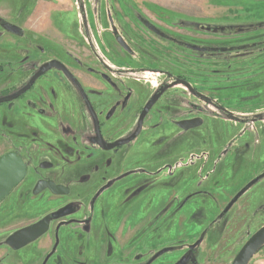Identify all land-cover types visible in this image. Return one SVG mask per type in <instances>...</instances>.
<instances>
[{
  "label": "flooded vegetation",
  "instance_id": "1",
  "mask_svg": "<svg viewBox=\"0 0 264 264\" xmlns=\"http://www.w3.org/2000/svg\"><path fill=\"white\" fill-rule=\"evenodd\" d=\"M79 1L82 48L102 67L95 74L86 71L89 85H83L81 69L72 66L76 65L77 55L70 50V42L76 37L71 39L62 30L51 34L45 31L43 35L44 38L49 35L47 39L53 40L55 46H38L42 50H55L60 57L34 64L33 75L18 86L9 85V76L24 73V57L13 63L8 54L0 55V157L13 153L26 166L24 179L0 202V264H155L169 252L179 254L172 264L179 261L197 264V251L204 243L205 231L212 226L216 230V223L239 204L238 198L227 210L233 198L220 209L227 197L216 194L219 163L230 155L232 142L253 135L247 126L257 132L264 123V55L260 56L264 54V33L246 31L236 23L253 19L240 0H226L239 7L226 10L225 22L189 20L195 28L179 27L174 22L171 29L149 20L133 0H100L95 11L89 0ZM123 1L135 7L140 18L130 13L123 15ZM260 6L262 10L264 4ZM115 15L121 21H116ZM254 18L263 19V11ZM91 19L95 20L98 37L83 30ZM20 23L0 12L4 34L23 37ZM127 23L134 26L131 35H124L121 30ZM8 26L15 27L18 33ZM61 33L66 37L63 41L58 39ZM254 33L256 37H247ZM108 41L114 45L109 46ZM196 54L199 58L193 57ZM116 56L140 62L136 66L125 61L114 66L107 63ZM52 63L61 67L44 71ZM218 63L225 68L218 69ZM170 64L175 68L170 69ZM50 73L55 78L53 84L38 83ZM218 73L225 75L227 83L218 85L212 77ZM207 74L210 77L203 78ZM234 74L243 80L231 81ZM154 76L159 82L155 87L149 86ZM250 78L257 79L250 81ZM63 79L68 85L61 82ZM247 83L249 86L254 83L251 88L256 92L255 99L260 94L263 98L244 106L235 97L242 98ZM143 84L148 86L144 92L138 87ZM25 108L32 114V123H26ZM169 137L178 142L179 149L173 150L156 170L131 168L125 162L118 172L107 173L102 168L99 186L93 190L73 191L62 183L65 168L82 167L98 160L110 169L115 159L124 155L129 158L136 152L147 155L163 149L169 144ZM36 155L38 161L34 163ZM106 155L107 161L103 159ZM41 156L51 160L45 163ZM258 161L259 156L256 164ZM144 177L161 179L157 180L160 184L165 178L174 181L170 191L164 189L157 194L161 204L155 209L149 206L148 191L147 195L129 192L132 183ZM90 178L85 176L84 183L88 184ZM48 184L61 187V193ZM202 195L214 205H206V210L217 207V214L213 213L218 216L207 227L194 222L186 229V223L195 216L194 202L203 200ZM190 203L194 205L191 210ZM250 205L251 202L239 205L230 219L248 220L253 213ZM39 223H47L48 227L33 242L21 247L8 242L16 233ZM171 232L174 235L163 238ZM186 235L197 239L186 244L179 239ZM87 239L95 251L104 252L107 260L84 263L85 251L80 240ZM173 240L176 243L163 246ZM166 249L170 250L152 261Z\"/></svg>",
  "mask_w": 264,
  "mask_h": 264
},
{
  "label": "rangeland",
  "instance_id": "2",
  "mask_svg": "<svg viewBox=\"0 0 264 264\" xmlns=\"http://www.w3.org/2000/svg\"><path fill=\"white\" fill-rule=\"evenodd\" d=\"M100 0H89V4L92 7V10H96V6L99 4ZM237 1V0H234ZM242 1L243 5H245L246 8H248L249 15H252L253 19H245L244 21L236 22L240 23V27L246 28V31L251 32H258V30L263 31L261 34L264 33V18L263 19H257L254 18L257 17V14L259 11H263L259 7H263L260 5L264 4V0H240ZM133 4L139 6L145 14L149 16V20L154 22H160V24L163 25L164 28H173L172 25L176 22L179 27L185 26L187 28H195L194 22H190L189 20H215L217 22H225L227 18H225L223 15L226 14V10L230 8H238V4L230 5V2L227 3L226 0H133ZM117 4V3H115ZM81 5L79 0H0V12L3 13L5 18H9L10 20L14 22L21 21L20 25L21 28L24 31L23 37H17L10 34H4L0 28V55L2 54H8L11 62H16L17 59H21L24 57L25 59V70L24 73L14 74V76H9V85L10 86H18L19 82H27L30 77L33 75L35 67L34 64H43L48 61H50L53 58H59L60 55H57V51L53 50H42L38 46L41 44L42 46H50L54 45L53 40L47 39L49 35H46L45 38L43 35H45V31L48 32V34H51V32L56 30H62V32H67L72 39L71 36L76 37L75 40H73L71 43L70 50H73L74 54H76L77 59L74 60V63L76 65H72L75 68L81 69V75L84 76V80H82L83 85H89L87 84V70L88 72H93L92 74H95L94 72L98 73L99 70L102 69L100 64L97 62V60L92 56L86 55L87 50L82 48L81 45V33L80 30H82V16L81 11L78 8V6ZM80 7V6H79ZM163 8V9H160ZM135 7H133L131 4H129L127 1H123L122 3V12L123 15L131 14L132 17H137L139 15V11H135ZM59 11H62V13H58ZM40 15V16H39ZM84 15V13H83ZM58 16V17H57ZM99 19H101V14H99ZM119 17V18H118ZM114 16V19L116 21H121L120 16ZM130 17V16H128ZM182 17L186 19H181ZM34 19L32 21H28V19ZM41 18V19H40ZM140 18V17H137ZM136 18V20H138ZM135 20V21H136ZM229 20V18H228ZM134 21V20H133ZM235 23V24H236ZM107 25V24H106ZM140 26V25H138ZM133 24L127 23V25L124 26V35L125 34H133ZM249 27H256L255 29L249 28ZM85 28V29H84ZM94 28V30L92 29ZM249 28V29H248ZM84 32H86L89 36H99V31L97 29L96 23L94 19H91L88 21L87 24H85V27H83ZM176 30V29H174ZM58 36L59 41L63 38V40L66 39L64 33L59 34ZM257 33L248 35V38L256 37ZM51 38V37H49ZM57 39V38H56ZM61 40V41H63ZM70 40V39H69ZM85 41V40H83ZM245 40H241V42H244ZM237 42V41H235ZM109 46L113 44L112 41H108ZM66 47V42L63 44ZM114 45V44H113ZM221 46L222 44H218ZM55 46V45H54ZM63 47V46H62ZM58 49L60 47L58 46ZM85 50V51H84ZM90 54V52H88ZM264 54H261L260 56H263ZM23 56V57H22ZM200 55L196 54L193 55V57H198ZM66 57V55H65ZM204 59H216V58H208L201 56ZM69 58V56L67 57ZM65 61V58L63 59ZM68 61V59H66ZM125 61L129 62L130 65L136 66L139 60H130L129 58H120L115 57V59L107 62L108 64L114 66L116 62ZM31 62V63H30ZM140 62V61H139ZM172 62V61H171ZM263 62V61H262ZM260 62V64H262ZM28 63L31 65L28 66ZM175 63V62H172ZM258 63V62H257ZM176 64V63H175ZM248 65H245V67ZM218 69H222L221 67L225 68L224 65H221L220 63L217 64ZM15 69H18L17 66H14ZM82 68L85 69V73L82 74ZM175 68L172 64H170V69ZM189 68H192L190 66ZM90 70V71H89ZM201 71L204 70V68L200 69ZM81 76V78H82ZM53 73H50L46 76L45 79L38 82L39 84L43 86H49L55 82L52 79ZM210 75L207 74V76L203 78H209ZM212 77H215V79L218 81V85L222 82L227 83V78L225 75H222L221 73H218L217 75H213ZM157 77H153L152 81L150 82L149 86L155 87V85L158 84L159 81L155 80ZM231 81L234 82H241L243 79L241 76H234L231 75ZM257 78H250V81H253ZM151 80V79H150ZM149 80V81H150ZM204 80V79H203ZM248 80V79H247ZM64 85H68V81L63 79L61 81ZM204 82V81H203ZM201 83V87L204 86V83ZM146 84V83H145ZM143 84V86H138L139 90L145 91L147 85ZM252 86H255L254 83ZM252 86H249L248 83L246 84L244 90L246 91L243 93L242 98L235 97L238 102L247 105H251L252 102H256L258 98H263L262 94L256 98V92ZM63 90V89H62ZM234 93H237V91L233 90ZM172 95V94H170ZM206 107V106H205ZM26 111V123L30 122L32 123V114H28L30 112L29 109L25 108ZM30 118V119H29ZM250 133L253 135H247L243 138H240L237 140V142H232L230 145L232 150L228 152L230 154L226 158L223 157L221 162L219 163V168L217 171L216 176L217 177V183L215 186L219 187L221 186L223 189H226V191L230 192V189H232L234 186H244V188H249V191L244 196L243 202L248 199L249 202H251L250 208L253 210V213L251 216H247L248 220H245L246 218H235L234 220H231L230 218H233L236 213L238 212V207L241 205L236 204L232 210L223 218V220H220L216 223L215 227H209L205 232V240L204 243L201 245L199 250L197 251L198 257H197V264H232L234 258L239 253V251L242 249V247L245 245V243L249 240V238L262 226H264V199L261 197H264V169H261V172L259 173L260 179L253 180V182L256 181L252 185V182H250V179H253L254 177V170L256 167L255 160L258 158L259 155L264 156V123L259 126L258 134L257 132H254V130L251 129V125L247 126ZM202 137L205 134H201ZM172 137V136H170ZM169 137V138H170ZM168 138V139H169ZM178 142H175L172 138L169 139V144L163 149H160L158 151H154L152 153H149L147 155L142 154L140 152H136L134 155L129 156V158H126V155L122 159H115L116 163L114 166L110 169L108 167L101 164L100 161H93L91 163H88L82 167L76 166L74 168H65L63 173L64 177L62 180V183L67 185V187H71L74 190L76 189H82L85 188L87 190H93L96 189L99 186L100 183V175L102 174L101 171H103L102 168H104V171L107 173L118 172L119 169L122 168V164L126 162L127 165L131 168H144L148 170H156L159 166H161L165 161L169 154L172 153L173 150H177L178 148ZM210 145V144H209ZM228 150V148H227ZM227 154V155H228ZM34 163L38 161V156H34ZM127 160H126V159ZM45 163H49L50 157L47 156H41V160H45ZM104 160L109 159V155H106L103 157ZM222 166L220 167V165ZM257 173V174H258ZM91 176V181L88 184L84 183V177L85 176ZM154 177H144L141 180H137L136 182L132 183L129 192L132 194H138L142 193L144 195H147L145 192L148 191V197H149V206L158 207L161 204V201H158L157 194L167 190L170 191L174 186V181H172V178L164 179V182L160 184ZM162 181V180H161ZM260 182V183H258ZM159 183V184H158ZM251 183V184H250ZM258 183V184H257ZM257 184V185H255ZM255 185V186H254ZM176 186V185H175ZM203 200L197 199L195 200L196 209L194 210L195 216L191 218L190 221L186 223V229L189 228V224L192 225L194 222L197 223L198 226H209L210 222H212L218 215L217 214V207L215 210L207 211L206 205L210 204V207H214L208 200V198H205L204 195ZM135 199V197H134ZM242 201V200H241ZM198 205H201L199 207ZM226 204H220V209H224ZM189 209H193L192 203H190ZM258 208H261L262 211L257 210ZM193 212V213H194ZM213 212H216L213 213ZM249 212V211H248ZM192 213V214H193ZM211 213V214H210ZM191 214V215H192ZM118 216L117 218H119ZM121 220V219H120ZM236 226H240L241 229H237ZM174 235L172 232L169 233L168 236H164L163 238H167L169 236ZM78 240L82 239V237H76ZM196 236H190L186 235L185 237H179L180 240L185 241L186 244H191L196 239ZM85 239V238H83ZM177 239V238H176ZM89 239H87L88 241ZM76 241V240H75ZM74 241V242H75ZM84 247V263H90V262H99L107 260L106 256L104 255V252L101 253V251H95L93 248V244H91L90 241L80 240ZM177 241V240H175ZM174 240L170 241L163 246L171 245L173 243H176ZM173 242V243H172ZM94 251V252H92ZM152 253H150L151 255ZM179 256L178 253L169 252L165 254L163 257H161L155 264H172L174 262L173 260ZM180 262V261H179ZM177 264H182L181 263ZM191 264V263H190ZM193 264V262H192ZM250 264H264V247L261 249L260 252L256 254V256L253 258V260L250 262Z\"/></svg>",
  "mask_w": 264,
  "mask_h": 264
},
{
  "label": "water",
  "instance_id": "3",
  "mask_svg": "<svg viewBox=\"0 0 264 264\" xmlns=\"http://www.w3.org/2000/svg\"><path fill=\"white\" fill-rule=\"evenodd\" d=\"M9 30L18 33L15 27L8 26ZM53 66L61 67L56 63L49 64L44 68L49 69ZM154 102V101H153ZM26 174V166L24 161L17 155L11 153L0 157V202L5 199L11 191L24 179ZM53 191L61 193V187L48 184ZM239 194L228 206L227 210L236 202L240 197ZM47 223H39L24 229L9 239L11 245L25 246L36 240L39 236L43 235L47 230ZM200 243V242H199ZM198 243V244H199ZM197 244V245H198ZM264 247V226L260 228L242 247L239 253L234 258L232 264H250L251 260L256 254ZM170 250V249H169ZM168 249L163 250L157 254L152 261L157 259L162 254L169 251Z\"/></svg>",
  "mask_w": 264,
  "mask_h": 264
},
{
  "label": "crops",
  "instance_id": "4",
  "mask_svg": "<svg viewBox=\"0 0 264 264\" xmlns=\"http://www.w3.org/2000/svg\"><path fill=\"white\" fill-rule=\"evenodd\" d=\"M234 139L235 138L233 137V140ZM261 169H264V156L259 155V161H258V164L255 167V170H254V176H253L254 178L253 179H250L251 180L250 182H252V185L254 183H256V181L259 179V177H261V176H259V173L261 172ZM262 174H264V173H262ZM253 180H256V181L253 182ZM255 185H257V184H255ZM250 187L244 188V186L243 187L242 186H236V187L234 186L232 189H230V192H228V191H226V189H223L221 186H219V187L217 186L216 187L217 188V193L216 194H217V196H221V194H225V196L227 197L226 200H224V202H222V204L228 203L233 198H236V196H238L239 194H241L240 197H239V200H238L239 202H241L240 204L241 205H243V204H249V200L248 199H246L244 202H243V200L245 199L244 198L245 192L247 193L249 191V188ZM259 209L261 211V208H258V210Z\"/></svg>",
  "mask_w": 264,
  "mask_h": 264
}]
</instances>
